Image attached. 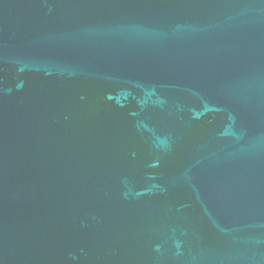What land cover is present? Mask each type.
Masks as SVG:
<instances>
[{"label": "water", "instance_id": "obj_1", "mask_svg": "<svg viewBox=\"0 0 264 264\" xmlns=\"http://www.w3.org/2000/svg\"><path fill=\"white\" fill-rule=\"evenodd\" d=\"M0 264H264V0H0Z\"/></svg>", "mask_w": 264, "mask_h": 264}]
</instances>
